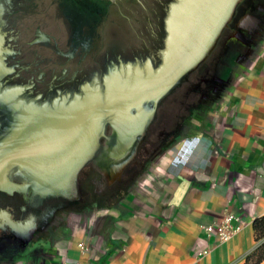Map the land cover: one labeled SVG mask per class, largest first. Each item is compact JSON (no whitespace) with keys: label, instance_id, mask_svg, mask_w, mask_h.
I'll list each match as a JSON object with an SVG mask.
<instances>
[{"label":"crops","instance_id":"obj_1","mask_svg":"<svg viewBox=\"0 0 264 264\" xmlns=\"http://www.w3.org/2000/svg\"><path fill=\"white\" fill-rule=\"evenodd\" d=\"M221 54L208 91L120 199L41 197L18 220L0 203V264H245L264 216V0L240 16ZM228 214L241 230L221 243L204 228Z\"/></svg>","mask_w":264,"mask_h":264},{"label":"flooded vegetation","instance_id":"obj_2","mask_svg":"<svg viewBox=\"0 0 264 264\" xmlns=\"http://www.w3.org/2000/svg\"><path fill=\"white\" fill-rule=\"evenodd\" d=\"M30 1L31 0H25V2H23V0H8L10 8L7 10L4 0H0V88L2 90L14 92L15 94L19 95L20 100L22 99L23 88H25L26 91L31 90L29 95L36 96V106L27 109L23 115H20L19 113H17L18 108L16 103L10 104L3 97H0V101L6 102L11 108H15V116H17V119H21V117L25 116L26 112L31 109L42 112L32 113L29 111L26 114L27 117L25 118H28L32 115H44L45 118H43V120L49 126L51 125V127L53 125L59 126V119L57 118L58 112H66L72 109L68 125L64 124L66 129H72V127L76 125L77 122H80V124H86L85 112L87 108H90L91 117H89L88 119L89 139L87 145L85 144V148H83L84 151L92 145V140L94 137L92 121H94L96 118V114L93 112V105L95 102L94 92L96 91L100 96V103L102 105V110L101 107L98 108L101 112V116L103 117L102 121L100 119V124L102 126V129L106 126L108 131H110V135L107 140H109L111 144L114 143L116 134L113 126L117 127L119 125H122L120 118L127 115L128 111L126 101H123V103L117 101V95L119 93V90L117 89L119 88L115 84V78L121 79V81L125 84L131 83L139 91L144 90L143 88L146 81L148 80V74H150L151 71H155L163 61V50L167 40L165 21L170 13L171 6L176 0H173L172 3L171 0H110L111 5L106 12L99 9V7L95 8L93 0H80L79 2L75 3H72L71 0H49V3L46 6L43 5L44 8H40L41 11H38V15L41 18L40 20L45 21L51 16L50 8L56 7L58 9V12L61 13L62 20L65 22V24L68 27H70V25L72 26L75 31L72 35L73 39L71 40L70 35L67 36V46L65 49L61 48L59 39H57L54 35L45 33L42 30V27H37L36 29L32 28L33 34L31 39L24 41L22 33L17 31V29L12 26V19L15 17V15H17L18 12L23 13L22 10L24 6L22 4L27 2L30 3ZM37 1L40 2V0ZM256 1L257 0L254 1V7L252 10H242L239 13L237 11L238 9H236L235 16L238 14L237 21L234 22L233 17V21L228 25L227 28L223 30L221 39L219 40L217 46L204 62L207 63L208 66H206V68L204 67L202 71H204V75L207 76L206 79H203L202 81L204 83V87L202 92H200L199 94V98L204 95V92L208 91V79L217 75V73H215L214 71V68L216 66V63L221 58V51L227 34L229 33V31L234 29L242 14L252 13L255 10ZM31 3L35 4L36 0H32ZM135 5L142 6V10L144 11L146 16L143 17L144 20L146 18L145 21H147L148 16H150L149 19L151 20V22L153 19L151 25L154 27V31L152 32L150 39L141 41L139 43L140 45L135 47L137 52L132 54L130 59L117 56L116 59L111 60L109 59V55H107V61L106 64L103 65V70L95 71V75L97 76L96 78L94 77V75L90 79H87L85 77L87 72L83 74L82 71L83 69H85L87 59L91 62L93 60H97L98 58L97 53L99 52V46L103 42L102 33L104 32L103 30H106L101 27L105 24L106 20H108L110 16L115 15L117 17H120V19H124L126 23L134 21L132 20L133 17H131L130 12L135 11L132 8L135 7ZM38 6L39 4L36 5L37 10L39 9ZM143 18L140 16L134 22L140 24L141 20L143 22ZM81 36H83V38H80ZM77 37L80 40H77ZM219 47L221 48L217 52ZM208 63H211V65H209ZM70 64L78 67V71H72V75L70 74L66 78L62 80L60 79L56 82L55 85H50L49 82L44 81V84L48 83L49 92L52 94L48 98L43 96L41 92H34L33 90L36 84H38L37 78L39 75H37L36 77L24 76V74L29 75L34 72H46L45 67L47 66L49 67V71L55 72L57 69H59L58 66L61 68L62 66H69ZM95 68L98 69L97 61H95ZM64 70L66 69L64 68L63 71ZM95 79H98V81H96ZM183 80L178 82L173 90L158 102L156 107L149 100H144L145 102H143L142 104V110L139 109V112H142L143 114L142 133L138 134L136 136L137 138L135 137V141H139V139H143L144 137L148 136L149 130L154 124V119L159 116L160 112L164 113L163 107L165 106V101L168 98L173 97L175 93L179 92V88L182 87ZM112 87L117 90L114 97H110L108 95ZM106 91L108 102L107 111L105 110L106 102H104ZM86 97L87 100H85ZM56 101L58 103H56ZM75 101L77 102V104L72 106ZM38 104H47V107H43L42 105ZM185 108L186 107L184 106V111ZM107 113L112 114L107 116ZM130 113L134 116H137L136 108H132L130 110ZM185 116L186 114L184 113L181 116L180 121L184 119ZM10 120L11 118L9 119V121ZM180 121L172 129H169L168 131H161V137L162 139H164V142L166 140L165 138L168 135L176 133V130L180 126ZM112 122H114V124H111ZM9 124L10 123H8L7 126H9ZM14 131V134H8L12 137L11 139H9L10 142H12V145L17 144V130L14 129ZM7 132H9V128H7ZM2 138V140L5 139V137ZM101 138L103 137L101 136ZM52 140H54V138L51 137L48 141L52 143L51 152L53 153L56 147L54 143L55 140ZM101 141L102 140H100L97 150H99V148L101 147ZM155 152H157V150H154L152 154L149 155L150 157L146 159L144 164H146L150 160ZM131 161H133V159ZM15 163L16 165H24L19 164L17 161ZM90 163L91 161L87 162L84 169H86ZM30 167L36 168L35 166ZM78 190V198L75 200H81V188L79 186ZM8 194L10 193L0 190V195L7 196ZM11 194H14L13 196L22 195V193L20 192H13ZM64 199H66V202L71 200L68 198ZM12 204L14 205V209L18 208L19 214L21 210L22 212L24 211L23 205L17 204L15 201H12L10 205Z\"/></svg>","mask_w":264,"mask_h":264},{"label":"rangeland","instance_id":"obj_3","mask_svg":"<svg viewBox=\"0 0 264 264\" xmlns=\"http://www.w3.org/2000/svg\"><path fill=\"white\" fill-rule=\"evenodd\" d=\"M23 2H25V0H23ZM31 2L32 0L30 3L27 2L22 4L24 6L22 10L23 13L18 12L17 15H15L12 19V26L15 27L17 31L22 33L24 41L31 39L33 34L32 28L36 29L37 27H42V30L45 33L54 35L57 39H59L61 48L65 49L67 46V36L70 35L71 40L73 39L72 35L75 31L72 26L70 25V27H68L65 24L62 20L61 13L58 12L56 7L50 8L51 16L47 20H40L41 18L38 15V11H41L40 8H44V6L49 3V0H40L41 3L36 0L35 4H39L38 10L36 5ZM4 3L6 9L8 10L10 8L8 0H4ZM132 8L135 10L130 12L131 17H133L132 20L135 21L140 16L142 18L145 16L142 6L135 5V7ZM145 20L143 18V22L141 20L140 24H137L134 21L126 23L124 19H120V17H117L116 15L110 16L101 27L106 30L102 29L104 31L102 33L103 42L99 46L97 60L90 62L87 59L85 69L82 71L83 74L87 72L85 77L90 79L95 75V71H102L103 65L106 64L107 61V55H109V59L111 60L116 59L117 56L130 59L132 54L137 52L135 47L140 45L139 43L141 41L150 39L151 33L154 31V27ZM80 38H83V36ZM77 40L80 39L77 37ZM220 48L221 47L218 48L217 52ZM95 61L98 63V69L95 68ZM211 63L209 65H211ZM45 68L46 72H34L29 75L24 74V76L36 77L39 75L37 78L38 84H36L33 90L34 92H41L46 98L50 97L52 94L49 92L48 83L44 84V81L49 82L50 85H55L60 79L62 80L68 75H72V71H78V67L71 64L69 66H62L61 68L58 66L59 69L55 72L49 71L48 66ZM64 68L66 70L63 71ZM204 74L205 72L201 70L198 72L194 70L192 74H189V76L184 78L182 87L179 88V92L175 93L173 97H170L165 101V106L163 107L164 113L160 112L157 118L154 117V124L150 128L148 136L143 139H139V141H134L131 144L132 146L130 145L131 147L129 146L124 153H121L117 157L112 156V150L117 147V135L116 143L114 141V143L111 144V142L107 140L110 135V131H108L106 126L102 129L103 138L99 139V143L100 140H102L101 147L95 152L88 167L86 169L83 168L85 172L83 174V183L80 190L81 198L83 196L90 204L97 203L98 205H107L114 200L115 196L123 191L127 184L134 181L143 169L144 162L150 157L149 155L152 154L154 150H158L163 144L164 139L161 137V131H168L169 129H172L179 123L180 118L184 113L188 115L192 112L194 106L193 104L199 98V94L202 92L204 87V83L202 81L203 79H206L207 76ZM94 77L96 78L97 76L95 75ZM95 80L98 81V79ZM30 91L31 90L26 91V89L23 88V95L20 100L19 95L0 88V97L5 98L10 104L16 103L18 108L17 113L23 115L27 109L36 106V96L29 95ZM56 103L58 102L56 101ZM42 106L47 107V104H43ZM184 106L186 107L185 111ZM99 107H101L102 110L101 103ZM0 109L3 110H0V165H3L0 171L3 175L5 174L6 179L15 188L12 192L7 191V193L11 194L15 191L22 193L23 197L27 200V203L23 201L20 195H17L14 198L17 204L23 203V210H26V214H30L31 212L33 213L37 210L32 206L40 203L41 197L46 198L53 196L58 197L63 201L66 200L64 198L71 200L77 199V191H79L78 184L77 190L75 187V197H66L60 193L54 194L47 188L38 185L33 177L31 180V171L34 174V177L41 174L38 169L33 167L32 170H30L27 167L21 168L22 165H16L15 161L11 158V155H13L15 150V145H12V142L9 140L12 137L8 135L14 134V129H16L14 123V119L17 118V116H15V108H11L6 102L0 101ZM10 118L11 120L9 121ZM102 118L103 117L101 116V121ZM8 123H10L9 126H7ZM7 128H9V132H7ZM2 137H5V139L2 140ZM132 159L133 161H131ZM49 204H52V202H49ZM1 220L2 218H0V221ZM7 225L12 227L11 224Z\"/></svg>","mask_w":264,"mask_h":264},{"label":"water","instance_id":"obj_4","mask_svg":"<svg viewBox=\"0 0 264 264\" xmlns=\"http://www.w3.org/2000/svg\"><path fill=\"white\" fill-rule=\"evenodd\" d=\"M242 1L243 0H176L171 6L170 13L165 21L167 40L163 50V61L155 71H151V73L148 74V80L144 85V90L139 91L131 83L125 84L121 79L115 78V84L119 88L117 89L119 90L117 101L122 103L123 101L127 102V115L134 116L130 113V110L134 107L136 108V115H138L139 109L142 110V104L145 102L144 100H149L156 107L158 102L168 95L178 82L204 63L217 46L223 30L233 21L232 19L236 9L240 6ZM170 25L176 26V31L173 35L169 31ZM94 95L95 102L93 105V112L96 114V118L92 121L94 130L92 145L88 149L82 152L79 151L75 155L73 151L68 154L69 159L76 157V161L70 164L66 184L59 186L57 189L58 191L65 192L67 188L72 186H75L77 190L76 182L80 172L87 162L93 158L99 147V139L102 136V126L100 124L101 112L98 109L100 105V96L96 91ZM85 100H87V97ZM104 102H106L105 110L107 111V91ZM76 104L77 102L75 101L72 106ZM29 111L32 113H42L35 109H31L28 110L26 114ZM26 114L21 117V119L27 117ZM111 114L112 113H107V116ZM142 119L143 115L140 121ZM111 124H114V122ZM23 126L27 128L25 133L26 137L33 136L37 132H46L48 129L44 123L37 122ZM114 140L116 143V137ZM35 150L39 154L44 152L42 141L38 143V147ZM24 167L30 170L33 168L27 164L21 166V168ZM32 177L34 178V174L31 171V180L33 179ZM4 180L6 184H11L6 179L5 174Z\"/></svg>","mask_w":264,"mask_h":264},{"label":"bare ground","instance_id":"obj_5","mask_svg":"<svg viewBox=\"0 0 264 264\" xmlns=\"http://www.w3.org/2000/svg\"><path fill=\"white\" fill-rule=\"evenodd\" d=\"M169 31L173 35L176 31V26L170 25ZM110 97H114L116 91L114 87L110 89ZM72 109L69 111L58 112L57 118L59 119V126H49L43 118L44 115L29 116L25 119H14V123L17 129L15 145V152L11 155L13 161H17L19 164H28L29 166H35L41 174L34 177L38 185L47 188L51 193H60L66 197H75V186L67 188V191H58L59 186L66 184L68 179V169L72 162L76 161V157L69 159L68 154L73 151L74 155L79 151H83L85 144L87 145L89 139V123L90 108L85 112V123L80 124L77 122L72 129H66L65 125H68L69 117ZM142 112H139L137 116L125 115L120 118L122 125L114 126L115 134L117 135V147L112 150V156L117 157L135 141V137L142 133ZM44 123L48 127L47 131H41L35 133L33 136L26 137L25 133L27 128L23 125L31 123ZM80 125V126H79ZM15 129V130H16ZM54 138L55 150L52 153V143L48 141L50 138ZM42 141V154H39L35 149L38 147V143ZM3 165H0V170ZM0 190L12 192L15 190L14 186L5 183L4 175L0 171Z\"/></svg>","mask_w":264,"mask_h":264},{"label":"trees","instance_id":"obj_6","mask_svg":"<svg viewBox=\"0 0 264 264\" xmlns=\"http://www.w3.org/2000/svg\"><path fill=\"white\" fill-rule=\"evenodd\" d=\"M79 1L80 0H71L72 3L79 2ZM93 1H94V7L95 8L99 7V9L103 10L104 12L108 11V9L110 8L109 6L111 5V1L110 0H93ZM254 1L255 0H243L241 2L242 4H240V6L237 8L238 9L237 11L240 13V11H242V10H252L253 7H254ZM172 2H173V0H171V3ZM149 18H150V16H148L146 22L151 24L153 22V19H152V22H151V20ZM237 18H238V14L236 16L234 14V19H233L234 22L237 21ZM151 35H152V33H151ZM206 66H208L207 63H202L195 71H197V72L200 71V70L202 71L204 69V67H206ZM191 74H192V72H191ZM84 172L85 171L82 170L80 172L79 176H78V186L80 188H81L82 183H83L82 178H83ZM127 187H125L123 190H125ZM125 191H122L117 196H115L114 200L116 201V200L120 199L121 196H123V194L125 193ZM10 200L11 199H8V200H6V202L2 201L0 203H6L5 205H10L12 203V201H10ZM87 201L88 200L82 196L81 202L87 203ZM21 205H23V203H21ZM18 214H19L18 213V208H16L13 211L14 219L18 220L20 218V216ZM253 228H254V232H255V235L257 237V240L260 243H259L257 249L252 253V255H250L247 258L245 264H263L264 263V216L262 218L255 219L254 224H253Z\"/></svg>","mask_w":264,"mask_h":264},{"label":"built area","instance_id":"obj_7","mask_svg":"<svg viewBox=\"0 0 264 264\" xmlns=\"http://www.w3.org/2000/svg\"><path fill=\"white\" fill-rule=\"evenodd\" d=\"M221 221L222 222L219 224L205 227L204 230L209 236H212V234H214L221 243H227L232 239L233 236H235V234H237L241 230L240 226L238 225L240 221L233 214L225 215ZM81 251H87L84 245L81 246Z\"/></svg>","mask_w":264,"mask_h":264}]
</instances>
